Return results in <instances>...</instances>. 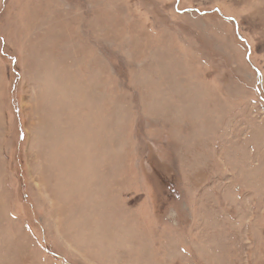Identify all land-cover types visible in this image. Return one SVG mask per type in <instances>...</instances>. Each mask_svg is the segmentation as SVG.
<instances>
[{
	"label": "rangeland",
	"instance_id": "obj_1",
	"mask_svg": "<svg viewBox=\"0 0 264 264\" xmlns=\"http://www.w3.org/2000/svg\"><path fill=\"white\" fill-rule=\"evenodd\" d=\"M0 264H264V0H0Z\"/></svg>",
	"mask_w": 264,
	"mask_h": 264
}]
</instances>
